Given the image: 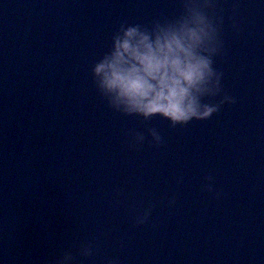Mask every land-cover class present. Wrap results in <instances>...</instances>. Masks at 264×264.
Masks as SVG:
<instances>
[{
	"label": "water",
	"instance_id": "1",
	"mask_svg": "<svg viewBox=\"0 0 264 264\" xmlns=\"http://www.w3.org/2000/svg\"><path fill=\"white\" fill-rule=\"evenodd\" d=\"M213 3L205 102H234L172 127L112 109L91 69L184 0H0V264H264V2Z\"/></svg>",
	"mask_w": 264,
	"mask_h": 264
},
{
	"label": "clouds",
	"instance_id": "2",
	"mask_svg": "<svg viewBox=\"0 0 264 264\" xmlns=\"http://www.w3.org/2000/svg\"><path fill=\"white\" fill-rule=\"evenodd\" d=\"M183 7L179 17L157 20L150 28L121 24L114 31L107 51L91 69L98 91L112 109L145 121L159 117L176 127L206 120L220 105L234 102L228 95L218 103L205 102L219 96L222 88V73L213 59L221 48L218 22L205 11L214 7L213 0H184ZM150 135L161 143L155 129ZM134 140L139 145L145 137L135 134ZM208 190L212 191L210 185ZM147 215L146 211L137 223L143 224ZM81 254L91 255V248H82ZM72 261L71 254H65L61 264Z\"/></svg>",
	"mask_w": 264,
	"mask_h": 264
}]
</instances>
